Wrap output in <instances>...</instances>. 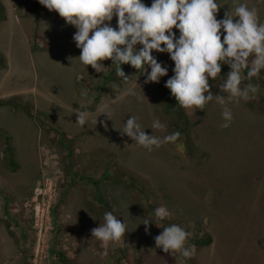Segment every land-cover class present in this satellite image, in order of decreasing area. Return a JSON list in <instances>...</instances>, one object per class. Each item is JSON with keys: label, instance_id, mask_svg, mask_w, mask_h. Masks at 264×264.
<instances>
[{"label": "rangeland", "instance_id": "rangeland-1", "mask_svg": "<svg viewBox=\"0 0 264 264\" xmlns=\"http://www.w3.org/2000/svg\"><path fill=\"white\" fill-rule=\"evenodd\" d=\"M240 2L264 21V0H219L217 18ZM75 30L39 0H0V264H264V71L255 98L229 102L223 128L215 98L205 109L177 104L164 86L168 54H156L169 66L159 83L144 84L129 64L125 81L109 59L99 72L79 61ZM130 115L147 134L180 136L148 151L116 129ZM156 119L163 128L151 129ZM160 205L170 219L155 217ZM106 211L127 232L103 254L91 229ZM173 223L191 233L194 257L155 246Z\"/></svg>", "mask_w": 264, "mask_h": 264}, {"label": "clouds", "instance_id": "clouds-1", "mask_svg": "<svg viewBox=\"0 0 264 264\" xmlns=\"http://www.w3.org/2000/svg\"><path fill=\"white\" fill-rule=\"evenodd\" d=\"M39 3L49 11L55 10L66 24L76 29L72 40L80 49L79 61L97 72L100 64L110 59L115 75L125 81L133 74L126 75L121 65L129 64L144 76V84L159 83L168 74L169 66L158 60L156 54H168L173 74L164 86L177 104L205 109L215 98L222 106L223 128H228L234 119L229 102L248 101L259 92L260 85L252 81L264 71V21L255 7L244 2L237 3L234 10L228 8L221 18H217L222 6L219 0H151L150 4L144 0H39ZM224 65L228 71L221 74ZM213 87L219 92L213 93ZM128 94L141 99L135 89H129ZM76 113V122L85 126L87 107L80 106ZM101 113L111 119L109 112ZM163 127L158 119L151 125V129ZM116 129L148 151L164 140L180 136L178 131L164 138L147 134L132 115L122 128ZM154 215L161 221L172 217L165 205L157 206ZM119 217L106 211L103 223L91 229V237L105 247L103 254L110 242L121 240L127 232V223ZM150 221H142L145 232L149 231ZM190 236V232L173 223L154 237L155 246L166 253L178 251L183 257L192 258L196 246L188 243Z\"/></svg>", "mask_w": 264, "mask_h": 264}, {"label": "trees", "instance_id": "trees-1", "mask_svg": "<svg viewBox=\"0 0 264 264\" xmlns=\"http://www.w3.org/2000/svg\"><path fill=\"white\" fill-rule=\"evenodd\" d=\"M109 61H110V59H109ZM111 62V61H110ZM125 65H121V67H124ZM115 67V66H114ZM9 103V101L8 100H6V101H3V104H8ZM28 113H29V115L30 116H33L32 114H33V111H32V109L31 108H29V110H28ZM4 156L6 155V154H8V155H11V150H10V146H9V144H7L6 142H5V144H4Z\"/></svg>", "mask_w": 264, "mask_h": 264}, {"label": "built area", "instance_id": "built-area-1", "mask_svg": "<svg viewBox=\"0 0 264 264\" xmlns=\"http://www.w3.org/2000/svg\"><path fill=\"white\" fill-rule=\"evenodd\" d=\"M42 189H45V186L44 187H37L35 188V192L37 193L36 195L38 194H42ZM38 209H39V204L37 203L34 207V211H35V214H36V217L38 215ZM35 224H37V218L35 219ZM41 227H39V230H40Z\"/></svg>", "mask_w": 264, "mask_h": 264}, {"label": "crops", "instance_id": "crops-1", "mask_svg": "<svg viewBox=\"0 0 264 264\" xmlns=\"http://www.w3.org/2000/svg\"><path fill=\"white\" fill-rule=\"evenodd\" d=\"M7 261H12V260L8 259ZM11 264H12V262H11Z\"/></svg>", "mask_w": 264, "mask_h": 264}]
</instances>
